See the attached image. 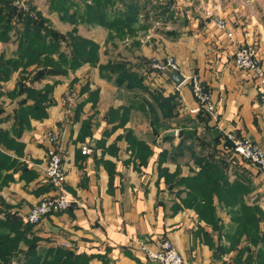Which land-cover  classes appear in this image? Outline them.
Segmentation results:
<instances>
[{
	"label": "crops",
	"instance_id": "1",
	"mask_svg": "<svg viewBox=\"0 0 264 264\" xmlns=\"http://www.w3.org/2000/svg\"><path fill=\"white\" fill-rule=\"evenodd\" d=\"M21 3L15 2L23 7ZM219 3L207 2L202 27L194 22L188 34L141 50L143 59L174 58L185 79L178 87L164 74L144 80L151 91L163 97L176 95L179 102L174 118L164 122L168 127L158 134L151 131L139 103L131 102L147 96L118 87L114 77L100 76L99 64L89 63L34 83V89L52 86L53 103L44 109V116L33 112L23 127L14 129L19 101L25 99L13 93L20 70L7 78L0 69V133L9 137L7 146L0 142V154L9 164L0 179V220L22 219L40 200L53 196L42 172L50 148L46 136L51 133L57 136L73 202L66 211L32 227L33 236L39 238L38 251L66 243L74 247L62 248L76 257L75 264H158L148 252L168 241L184 264H246L247 254L239 252L246 242L230 250L226 236L199 219L187 202L189 179L199 172L196 158L212 154L214 161L226 165L229 182L249 186L246 201L264 213V172L235 154L225 138L229 133L244 137L264 150V93L258 79L234 63L237 49L251 44L264 66V0ZM48 13L60 21L55 12ZM46 18L56 31L67 33ZM220 19L227 23L231 38L216 27ZM16 47L12 40H0V67L14 57ZM190 76L199 78L209 94L214 116L200 112L187 80ZM32 104L33 100L26 101ZM171 132L173 136H166ZM85 147L90 152L84 155ZM213 203L222 226L229 229L228 209L216 199Z\"/></svg>",
	"mask_w": 264,
	"mask_h": 264
},
{
	"label": "trees",
	"instance_id": "2",
	"mask_svg": "<svg viewBox=\"0 0 264 264\" xmlns=\"http://www.w3.org/2000/svg\"><path fill=\"white\" fill-rule=\"evenodd\" d=\"M16 1L18 0H0V40L3 42L12 40L17 46L14 57L4 60L0 69L5 71L7 78L12 72L20 70L19 80L13 90L16 98L25 96V99L19 101L14 117V129H20L25 125L26 117L33 112L44 116V109L53 103L49 98L52 86L45 85L41 89H34L32 85L46 78L66 75L69 70L73 71L84 63L96 65L99 61L100 44L83 39L74 34L75 31L65 34L56 31L49 19L35 6V0H22L23 7L15 5ZM64 1L66 0H49L48 11L55 12L61 22H66L73 16L72 13L66 14L69 6ZM118 2L125 3L124 7L129 5L126 15L119 14L121 13L119 7L114 11V14L124 16L123 18L108 20L109 17L105 13L112 4L111 0H91L92 4L99 6L96 11L98 14L95 16L94 7L89 6L88 11L93 13V18L85 16L84 22L110 30L117 29L119 31L117 36L122 40L124 37L121 31L132 30L135 11L133 0ZM167 14L166 11L164 15ZM74 15L82 17L80 11ZM165 35L174 40L180 36V33L171 31L166 32ZM114 50L116 49L112 47L111 50L105 51L109 60L99 66L100 76L107 80L114 77V83L118 87H123L137 95L140 93L146 95L148 99L140 97V101L131 100V102L139 103L144 116L149 119L151 131L158 134L160 128L168 127L164 122L174 118L176 114L179 105L176 95L163 97L160 92L151 91L144 85L143 68L147 67L146 60L140 59L131 63L124 59L125 57L122 58L121 54H113ZM31 66H34L32 71H27ZM28 100H33V104L26 105ZM200 112L206 114L203 109H200ZM207 115L210 116L208 113ZM8 139L7 133H0V142L6 146ZM130 145L133 150L136 149L133 141ZM140 145L149 155L150 151L147 147L142 143ZM211 155L205 154L196 158L199 172L189 179L187 202L192 205L199 219L210 225L214 231L226 236L230 250L237 249L241 241L246 242V246L239 249L242 255L247 254L244 260L246 264H264V213L257 205L246 201L245 197L250 191L249 186L239 181L229 182L225 175L226 165L214 161ZM7 162V158L0 154V179L2 171L7 170L9 166ZM4 177L5 180L9 178L6 175ZM214 199L221 207L228 209L232 225L227 230L216 216ZM33 226L21 218L0 220V264H9L12 261L16 264H75L72 259L76 257L71 251L62 247L38 251L39 238L33 236ZM250 246L253 247L252 251Z\"/></svg>",
	"mask_w": 264,
	"mask_h": 264
},
{
	"label": "rangeland",
	"instance_id": "3",
	"mask_svg": "<svg viewBox=\"0 0 264 264\" xmlns=\"http://www.w3.org/2000/svg\"><path fill=\"white\" fill-rule=\"evenodd\" d=\"M118 1L119 0H111L112 4L106 9L105 14L109 17L108 20L110 21L115 20L116 17L118 20L124 17L114 14V11L118 7L121 9V13L119 14L126 15L128 13L126 10L129 5L124 7L125 3H120ZM208 1L209 0H133L135 11L133 22L135 23L132 24V30L130 32H127L126 30L121 31L124 37L122 40L117 36V32L119 33L117 29L110 30L102 26L100 27L99 25H93L87 21L84 22L85 16H88L90 19L93 18V13L91 14L88 11L89 6L94 7L93 12L95 13V16L98 14L96 11H98L99 6L92 4L91 0L64 1L69 6V11H67L66 14L70 15L72 13L73 16L71 19H68L63 23L58 21L54 14L49 15V0H35L34 4L44 14L43 16H48L50 20H52V23H55L54 25L62 32L75 31L74 34L79 35L85 40L98 42L101 45V49L98 51L99 61L97 64L104 65L109 60L105 51L111 50L112 47L116 49L112 51L113 54L119 53L122 58L125 57L124 59H127L131 63L139 61L140 59L143 61V58H139L143 48H148L150 50L152 47H156L157 41L171 40L165 35L166 32L177 31L180 33L179 37H181L182 34H188V32L192 30L191 26L194 25V22L202 27L206 22L202 17L205 11H207ZM212 1H219L220 6L225 0ZM164 10L165 12H168L167 18V15H164ZM77 11L81 12L82 17L74 15ZM153 59L155 58L152 57L145 59V64L147 65V67L143 69V75L145 78H150L151 75L161 76V73L156 72L151 67V61ZM163 61H165V59L160 62ZM249 248L251 251L253 250V247L250 246ZM9 264L16 263L15 261H12Z\"/></svg>",
	"mask_w": 264,
	"mask_h": 264
},
{
	"label": "built area",
	"instance_id": "4",
	"mask_svg": "<svg viewBox=\"0 0 264 264\" xmlns=\"http://www.w3.org/2000/svg\"><path fill=\"white\" fill-rule=\"evenodd\" d=\"M216 27L224 31L228 38L232 37V32L228 29L227 23L220 19L215 22ZM235 65L247 73L252 74L258 79L261 93H264V66L261 63L258 50L250 45H241L234 54ZM151 67L158 73L164 74L166 71H178V65L174 58H167L164 62L153 59ZM188 82L193 98L198 103L199 109L206 113L215 114L214 107L210 101L209 94L203 90L199 78L196 76L188 77ZM231 150L248 161L260 171L264 172V150L255 143L244 137H236L233 134H226ZM50 148L46 154L45 164L42 172L45 180L53 187V196L43 198L33 209L30 210L22 220L31 225H38L47 216L56 215L70 208L73 199L67 189L66 172L62 163L61 153L57 144V136L48 133L46 136ZM89 148L85 147L82 154L89 153ZM63 248H74L72 245L62 243ZM151 260L158 264H184L183 259L176 248L168 241L159 244L155 252H148Z\"/></svg>",
	"mask_w": 264,
	"mask_h": 264
},
{
	"label": "water",
	"instance_id": "5",
	"mask_svg": "<svg viewBox=\"0 0 264 264\" xmlns=\"http://www.w3.org/2000/svg\"><path fill=\"white\" fill-rule=\"evenodd\" d=\"M165 75L167 76L168 79H170L174 83L176 87L183 84L185 80L184 77L178 71H175V70L166 71ZM173 135H174L173 132L166 134V136H173Z\"/></svg>",
	"mask_w": 264,
	"mask_h": 264
}]
</instances>
